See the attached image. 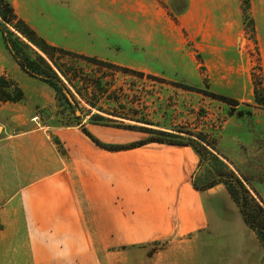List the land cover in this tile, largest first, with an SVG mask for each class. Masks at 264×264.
I'll return each instance as SVG.
<instances>
[{
  "label": "rangeland",
  "instance_id": "obj_1",
  "mask_svg": "<svg viewBox=\"0 0 264 264\" xmlns=\"http://www.w3.org/2000/svg\"><path fill=\"white\" fill-rule=\"evenodd\" d=\"M9 1L40 36L65 51H50L52 61L33 46L64 82L63 92L25 71L45 85V122L55 115L52 121L61 126L80 125L87 130L84 124L91 123L134 131L139 139L126 147L151 142L150 138L162 136L158 131L170 133L166 140L199 148L198 185L222 180L223 172L229 170L264 207V89L255 93L253 73L260 78L261 56L250 0H240L245 31L234 43L233 38L191 37L179 26L166 0ZM5 47L9 53L6 42ZM4 78L0 98L17 99L21 91L25 99L26 92L16 81ZM21 101L3 99L0 105ZM10 117V112L0 113V132ZM217 185L230 196L224 182ZM232 204L231 196L222 202L226 225L205 230L191 243L158 241L132 247L113 256L110 264H232ZM251 205L250 211L254 210ZM245 225L253 231L256 245L260 241L256 232ZM12 250L0 248V258L11 260L3 264H29L27 254L17 256L20 252L15 250V256ZM260 264H264V248Z\"/></svg>",
  "mask_w": 264,
  "mask_h": 264
},
{
  "label": "crops",
  "instance_id": "obj_2",
  "mask_svg": "<svg viewBox=\"0 0 264 264\" xmlns=\"http://www.w3.org/2000/svg\"><path fill=\"white\" fill-rule=\"evenodd\" d=\"M166 1L191 37L234 43L245 31L240 0ZM249 12L264 85V0H250ZM9 53L0 31V78L14 79L26 92L23 101L0 105V113L11 114L0 132V248L27 254L29 264H110L122 250L158 241L191 243L224 224L222 202L230 196L220 185L195 187L200 157L193 146L151 141L113 150L85 131L108 146L139 137L112 126L57 125L55 115L45 122V85ZM232 206V264H260L263 246L258 238L254 244L253 231L234 201ZM9 261L0 258V264Z\"/></svg>",
  "mask_w": 264,
  "mask_h": 264
},
{
  "label": "trees",
  "instance_id": "obj_3",
  "mask_svg": "<svg viewBox=\"0 0 264 264\" xmlns=\"http://www.w3.org/2000/svg\"><path fill=\"white\" fill-rule=\"evenodd\" d=\"M247 8L249 7V2H246ZM9 27H12L14 31L10 30ZM0 31L3 34L4 41L7 44V47L11 54L17 59L19 65L21 68L29 73L31 76L39 77L46 83H48L51 87L54 89L63 92V88L65 87L64 82L59 77L56 71L51 68L49 63L47 62L46 58L42 56L38 52L41 51L44 53L50 60L53 61V55L51 52L60 50L62 52H65L64 50L50 44L45 38L40 36L38 32L31 27L24 19L20 18L17 13L15 12V9L12 5V3L9 0H0ZM21 34L23 37L18 35ZM24 38L27 39L28 42H30L32 45H34L36 48H34L31 44H29L27 41L24 40ZM51 51V52H50ZM33 56L36 57V59H33ZM258 72L260 75V78L253 73L254 82H255V93L259 92L260 90L264 89L262 80V68L259 64ZM60 70V69H59ZM61 71V70H60ZM62 72V71H61ZM63 73V72H62ZM4 77L0 78V84H5L6 82L4 80ZM189 89V86H183ZM19 97L17 99H12L10 96H6L5 98H0V100L5 99V101L12 100V101H21L24 100L23 93L19 92ZM214 98H218L227 102H233L237 103L235 100H232L226 96L217 95V94H211ZM258 99V95H257ZM242 114V113H241ZM151 131V130H150ZM96 143L101 145L102 147H107L109 149L113 150H121L126 148H132L139 145H143L147 142L142 141L139 143L132 144L129 147L123 146V145H104L101 144L96 138H94L90 133L85 131ZM160 135L161 137L156 138H150L149 141H157V142H166L169 144H176V145H191L195 148V150L199 154V148L196 147L193 143H185V142H178L175 140H166V136H172L170 133L158 131L155 132ZM216 159H218L216 157ZM219 160V159H218ZM220 163L225 166V164L219 160ZM223 179L218 180L217 182H211L206 183L203 185H198L195 181L194 185L197 189H209L211 187H214L215 185L224 182L227 185V189L229 191V194L233 201L238 205L240 212L244 218L245 223L252 228L256 234L260 242L262 243V246L264 248V207L260 205L245 188H243V185L241 184L240 180L234 177V174L232 171L225 170L222 174ZM239 185V186H238ZM240 189H243V194L240 193ZM245 193V194H244ZM252 203V207H254L252 211L249 210V204ZM2 226L0 225V229Z\"/></svg>",
  "mask_w": 264,
  "mask_h": 264
},
{
  "label": "water",
  "instance_id": "obj_4",
  "mask_svg": "<svg viewBox=\"0 0 264 264\" xmlns=\"http://www.w3.org/2000/svg\"><path fill=\"white\" fill-rule=\"evenodd\" d=\"M21 37H23L21 34H19ZM24 40L25 41H27V39L26 38H24ZM28 42V41H27ZM29 44H31L30 42H28ZM32 45V44H31ZM32 46H34V45H32ZM35 47V46H34ZM66 94H67V96L70 98V100L72 101V99H71V96L66 92Z\"/></svg>",
  "mask_w": 264,
  "mask_h": 264
}]
</instances>
